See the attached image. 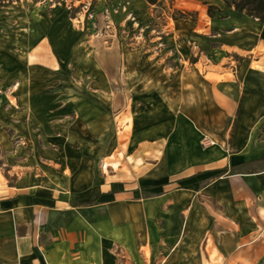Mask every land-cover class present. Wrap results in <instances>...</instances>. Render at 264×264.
<instances>
[{
  "label": "crops",
  "instance_id": "1",
  "mask_svg": "<svg viewBox=\"0 0 264 264\" xmlns=\"http://www.w3.org/2000/svg\"><path fill=\"white\" fill-rule=\"evenodd\" d=\"M203 2L204 51L190 50L197 62L176 73L175 106L134 121L124 168L109 167V133H89L104 144L85 147L90 185L80 201L75 175L65 193L19 189L0 175V264H264V27ZM205 138L213 146L202 148Z\"/></svg>",
  "mask_w": 264,
  "mask_h": 264
},
{
  "label": "rangeland",
  "instance_id": "2",
  "mask_svg": "<svg viewBox=\"0 0 264 264\" xmlns=\"http://www.w3.org/2000/svg\"><path fill=\"white\" fill-rule=\"evenodd\" d=\"M10 1L0 9V175L10 185L40 179L47 183L34 189L62 193V186L75 175L80 201L90 185L92 152L85 147L104 144L88 134L100 140L101 134L109 133L110 145L114 143L108 150L109 167L124 168L126 150L121 146L136 130L134 121H149L153 108L162 104L175 106L176 75L197 62L199 48L204 51L198 42L205 36V19L198 16L205 4ZM188 2L196 3L197 11L177 8ZM88 100L108 104L95 103L100 107L96 109ZM91 121L96 122L94 128ZM71 132L79 139H72ZM101 159L103 155L95 156L96 172ZM133 225L140 230L139 222ZM143 254L149 258L146 250Z\"/></svg>",
  "mask_w": 264,
  "mask_h": 264
},
{
  "label": "trees",
  "instance_id": "3",
  "mask_svg": "<svg viewBox=\"0 0 264 264\" xmlns=\"http://www.w3.org/2000/svg\"><path fill=\"white\" fill-rule=\"evenodd\" d=\"M149 6H156L159 0H142ZM226 8L233 10L236 14H242L252 20L257 21L264 27V0H218ZM11 2L10 0H0V9L3 4ZM214 8L208 7L207 16L212 17ZM96 202V198L90 199L85 204H74L75 207H87Z\"/></svg>",
  "mask_w": 264,
  "mask_h": 264
},
{
  "label": "bare ground",
  "instance_id": "4",
  "mask_svg": "<svg viewBox=\"0 0 264 264\" xmlns=\"http://www.w3.org/2000/svg\"><path fill=\"white\" fill-rule=\"evenodd\" d=\"M202 92H204V88L201 87ZM47 182L42 181L40 179L35 180H27L26 182L17 183V187L19 189H24L26 186H30L32 188L38 187L40 184H46Z\"/></svg>",
  "mask_w": 264,
  "mask_h": 264
},
{
  "label": "built area",
  "instance_id": "5",
  "mask_svg": "<svg viewBox=\"0 0 264 264\" xmlns=\"http://www.w3.org/2000/svg\"><path fill=\"white\" fill-rule=\"evenodd\" d=\"M201 146H202V148L208 147V146H213V143L210 142L207 138H205L201 141Z\"/></svg>",
  "mask_w": 264,
  "mask_h": 264
}]
</instances>
